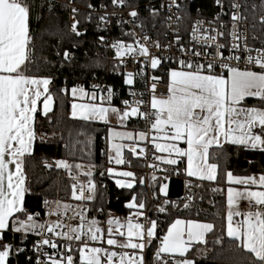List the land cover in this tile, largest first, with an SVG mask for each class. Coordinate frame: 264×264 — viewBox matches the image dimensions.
Masks as SVG:
<instances>
[{
  "label": "snow or ice",
  "instance_id": "6c2138e0",
  "mask_svg": "<svg viewBox=\"0 0 264 264\" xmlns=\"http://www.w3.org/2000/svg\"><path fill=\"white\" fill-rule=\"evenodd\" d=\"M114 8L131 7L127 14L132 18L130 23L143 28V23L136 24L139 17L138 10L128 3V0H110ZM215 4L223 10L224 0H215ZM176 4L171 0L169 10ZM33 5L29 0H0V264H12L10 257L25 253L24 242L28 235L39 237L32 244L33 255L27 256V264H170V258L178 256L181 259L171 260V264H194V260L187 258L186 253L193 243L204 244L206 234L214 230L213 223H200L193 220L175 219L167 228L166 234L159 237L160 243L156 247L151 261H146L145 249L152 245L157 238V220L146 216L143 211L145 202L138 200L135 194H130L126 204L132 214L121 222L119 218L109 215L105 229L99 226L96 219L86 220V209L75 212L73 219H79L76 226L65 225L61 220L47 222L39 219L40 213L30 210L26 206V194L31 191L27 186L25 172V156L33 153V143L36 139L34 121L38 111V101L43 98V114L51 110L53 97L49 91L51 77H38L30 75L31 63L30 47V17ZM51 7V5H49ZM89 8L93 5L89 4ZM102 7H104L102 5ZM163 7V5H162ZM230 8L238 10L240 4L231 0ZM73 20L69 34L80 37L83 33L78 29L79 19L75 18L76 8H72ZM150 15L158 14L155 8H149ZM221 13H217L219 19ZM91 19V16H89ZM171 19V17H169ZM179 19V18H177ZM231 30L227 33L231 37L228 47L229 55L224 56L221 49L224 43H215L218 37L225 36V32L216 28L203 29L197 27L202 21H197L192 27L194 40L205 43L201 47L204 52L195 49H186L180 45L178 51L182 57H164L151 55L146 44L138 40L125 43L117 40L110 47L115 49V57L121 59L130 54L133 59L144 57L147 66L153 70L158 69L166 60H173L177 67L166 70L167 92L156 95V84L162 78L157 75L150 77V100L142 98L129 101L123 100V109L110 106L113 90L107 89L109 107L103 106L104 96L100 97L101 105L95 103H72L71 117L84 121L100 120L109 123V113L115 115L118 123L124 125L133 117L148 121L149 133L144 131L128 132L108 129V162L124 165L123 156L125 145L118 141H132L127 145L128 151L133 155H144L145 148L137 152L136 141L150 139L155 150L167 153V156H156L155 159L163 164L176 166L172 168L173 174L179 175L180 164L186 163L183 172L187 177H194L199 181H216L219 175L218 161L223 154L225 143L242 146L244 149L259 150L264 153V48L253 49L243 43L244 36L239 32L237 23L244 19L239 11L231 13ZM100 23L107 22V16L98 17ZM100 23L97 27H100ZM117 23H129L118 20ZM264 25V16L260 18ZM224 27L223 24L220 25ZM135 37V33H126ZM142 39L148 41L150 37L143 35ZM179 43V36L175 37ZM99 41H105L104 36ZM159 50L158 41L153 42ZM215 43L212 59L200 62V57L207 56V48ZM243 44V47H242ZM72 47H76L73 43ZM168 46H165V51ZM243 51L245 68L226 63L242 59L236 52ZM252 53H255L253 55ZM58 56L61 53H56ZM72 52L65 48L62 61L71 62ZM195 58V59H193ZM144 63V62H142ZM217 68L220 71H217ZM141 72L145 68L140 69ZM139 74V73H137ZM123 83L128 86L134 84V74H124ZM99 87L93 85V88ZM62 92L67 89H61ZM71 95L81 101L87 98L96 100V92L89 93L82 86H73ZM136 96L133 91L130 93ZM255 98L260 106L246 105V98ZM142 106L149 111H142ZM91 144V138L88 139ZM181 145H186L182 147ZM114 153V155H113ZM157 167L156 165H149ZM45 167H50L45 163ZM56 168L66 170L72 179V165L65 160L55 161ZM94 167V166H90ZM80 170L82 165L76 164ZM109 176L134 178L132 171H116L112 167L106 169ZM167 172L168 169H162ZM87 177L86 183L72 184V198L77 201H91L94 198L96 184L93 183L91 170L81 173ZM103 175V173H101ZM227 184L226 208V235L233 242L234 248H241L249 255L244 264H264V174L234 175L231 171L224 173ZM153 180L157 178L152 177ZM167 179V176L164 177ZM143 183V180L140 181ZM116 186L122 189H133L134 179L123 180L117 178ZM237 185L240 187H233ZM199 187L200 185H196ZM186 187L189 184L186 183ZM167 185L160 184V193L166 194ZM213 192L223 191L213 188ZM87 193V195L85 194ZM193 195L185 198L183 207L188 209ZM241 201L247 202V210L241 211ZM169 201L164 200L158 207L159 213H165ZM46 208L49 202L44 201ZM173 206H176L173 203ZM68 210L70 205H60L56 209H49L45 215H58L60 208ZM103 209H98L102 211ZM236 217H242L236 220ZM143 218V222L141 221ZM57 229H61L57 231ZM11 233L13 239L19 234V244L5 239ZM239 242L236 244L235 242ZM98 242V243H97ZM219 243L220 240L215 241ZM107 245V247H105ZM47 249H51L49 252ZM199 251V250H198ZM78 252V258L76 253ZM232 264H236L235 261Z\"/></svg>",
  "mask_w": 264,
  "mask_h": 264
},
{
  "label": "trees",
  "instance_id": "16d2710c",
  "mask_svg": "<svg viewBox=\"0 0 264 264\" xmlns=\"http://www.w3.org/2000/svg\"><path fill=\"white\" fill-rule=\"evenodd\" d=\"M62 1L80 7L75 18L80 21L78 29L83 33L82 36L75 37L69 34L67 26H70L68 21L70 10L66 4L51 0H29V3L33 5L30 17V35L32 37L30 47L32 52L29 74L38 77H51L49 91L53 97V108L46 115L36 113L34 128L37 135L33 153L31 156H25L26 182L31 189L25 197L26 206L32 211L41 212V200L44 198L52 199L56 196L57 181L63 171L55 168L50 162L65 160L73 166L72 171H79L75 168L76 164L92 171L91 179L96 184V190L93 200L89 203L87 220L94 218L100 221L106 219L111 213L118 218H125L132 211L126 207L130 194H135L138 200L142 199L145 202L148 216L157 220V238L149 246L147 261L152 260L159 237H162L168 225L173 220L181 218L214 224L213 232L208 233L205 237L206 242L193 245L185 255L187 258L193 259L194 264H232L233 261L236 264H244L249 254L241 248H234L233 242L230 241L225 232V189L227 184L224 173L231 171L234 175L263 174L264 153L259 150L244 149L242 146L224 145L223 154L218 161L219 175L214 182L186 178L183 174L184 163L180 164L181 172L178 177L186 178L195 185H200L194 188L193 200L187 201L190 204L188 209L183 207L186 201L177 200L183 189L182 181L178 178L169 179L167 182L166 197L173 200L170 204L165 205L168 209L167 212L159 213L158 209L149 205L147 190L145 185L140 182V175L144 167L136 159H131L130 164L122 165L124 169L134 173L133 189L118 188L106 171L110 167L107 159V130L109 125L69 117L70 90L73 86L81 83L85 84L87 91H92L90 89L91 82L104 84L111 88L113 94L110 104L114 106L120 105L123 100L129 97L128 87L123 83L122 68L106 58L96 60L92 57L95 51L99 49V37L104 35L105 30L101 26L97 27L99 16L89 14L85 10L91 9L88 7L89 4H92L93 7L104 4L108 9L113 6L110 0ZM242 1L247 18L255 24L254 31L264 42V25L258 20L260 16H264V0ZM144 2L145 0H128L130 5L139 7L138 19L143 23L145 32L152 39H155L157 35L162 36L164 32V19L159 13L156 16L150 15V7H142ZM192 8H200L203 11L213 9L208 0L195 1L192 3ZM187 22L188 20H184L185 24ZM120 33L118 27L111 30L114 41L118 40ZM73 43L76 44L74 48L72 47ZM65 48L77 54V58L71 60L70 63L62 61V53ZM58 51L61 53L60 56L56 54ZM169 67H177V65L169 62L158 67L157 75L162 78L161 80L166 81V70ZM61 89H67V91L62 92ZM96 93L107 97L105 90L96 91ZM246 105L259 106L258 102L253 99L246 100ZM127 128L145 131L144 123L138 118L129 119ZM89 138H91V144L87 142ZM46 162H49L50 167H45ZM90 166L94 167L90 168ZM163 168L168 169L167 172L173 174L172 168L174 167L166 165ZM161 183V180L158 179L149 184L157 199L164 197L159 193ZM59 187L64 192H68L70 188L65 180L60 181ZM210 187L219 188L223 191L210 192ZM211 195L215 196V203L211 202ZM175 200L177 202H174ZM173 203L176 206H173ZM98 209H103L102 217L98 215ZM7 238L8 235L6 234L5 239ZM217 239L220 240L219 243L215 242ZM235 243L238 244L239 242ZM27 256L30 255L25 252L17 257L19 264H27ZM12 264L14 263L12 262Z\"/></svg>",
  "mask_w": 264,
  "mask_h": 264
},
{
  "label": "built area",
  "instance_id": "2783aa9c",
  "mask_svg": "<svg viewBox=\"0 0 264 264\" xmlns=\"http://www.w3.org/2000/svg\"><path fill=\"white\" fill-rule=\"evenodd\" d=\"M55 1L58 3H63L66 4L70 10L69 15H68V21L69 24L72 23L73 20V13L71 12L72 8H76L77 12L80 10V7L72 4V3H66L62 0H51ZM195 1L199 0H176V4L179 5V7H176L173 5L171 9L169 10L168 5L171 3V0H145V2L142 4V7H152L157 10V12L163 17L164 19V32L161 35H157L155 39H152L143 28L137 27L134 24L130 23L132 21V18L128 16V12L132 10L131 7H122V8H114L112 7L111 9H108L106 5L100 4L98 7H92L91 9L85 10L89 14H94V15H106L107 16V22L106 23H100V26L105 30L104 37L105 41L101 43L99 41V49L95 51L93 54V58L96 60H101L106 58L108 61L113 62L115 65H119L122 68L123 75L126 73H133L134 74V84L132 86H128L129 90V97L127 100L133 101L135 99H140L141 95L142 98L145 101L150 100V88L152 81L150 77L152 75H157L158 74V69L153 70L150 67L147 66V62H145L144 57H137L136 59H133V57L130 54H126L124 57L121 59H117L115 57V49L111 48L110 45L115 42L113 40L111 30L114 27L120 28L121 33L118 36V40L124 41L126 44L127 43H133L135 41H139L142 44H146V46L149 48L150 54L155 55V56H164V57H180V58H189V57H182L181 53L178 51V48L180 45H183L184 48L186 49H195L197 51L204 52L205 48L201 47L205 43L203 39H200L199 42L194 40L193 35H192V27L194 24H196L197 21H202L203 23L200 25H197L199 28L203 29H212L216 28L219 31L225 32V36L223 37H218L217 41L215 43H224L226 47L224 49H221V51L224 53V56L227 57L229 55L228 47H230L232 41L231 37L228 36V32L231 30V13L232 11H239L242 17H244L243 20L239 21L237 23V28L240 33L243 34L244 36V41L243 43H246L250 48L253 49H260L264 48V42L260 39V37L256 34L254 31V23H252L246 15V11L243 9V4L244 2L242 0H235L236 3L240 4V8L238 10H233L230 8V2L231 0H224V8L221 10L220 7H218L215 4V0H208L212 4V10H202L200 8H192V3ZM102 5L104 7H102ZM163 5V7H162ZM191 5V8H190ZM189 6V8H188ZM135 8L138 10V6H135ZM217 13H221L219 19L216 18ZM171 17V19H169ZM260 16L258 20L260 21ZM179 18V19H177ZM118 20L122 21H129V23H117ZM184 20H188V22L185 24ZM140 20L137 19L136 24H140ZM223 24L224 27L221 28L220 25ZM135 33V37L131 35H127L126 33ZM148 35L150 39L148 41H144L142 39L143 35ZM179 36V43H177L175 37ZM155 41H158L161 45V49H157L154 46ZM215 43H213V46L210 48H207V53L208 55L200 57V62H206L209 59H212V55L215 50ZM165 46L167 47V50L165 51ZM243 47V44H242ZM72 60L77 58V54L75 52H72ZM236 55H241L242 59L240 62L237 64L236 61H225L226 63H232L233 65H236L240 67L241 69L245 68V63L243 57L246 55L242 50L240 52H236ZM255 55V53H252ZM87 55V54H85ZM195 59V58H193ZM144 62V63H142ZM173 62V60H166L164 63H169ZM177 65V64H176ZM178 66V65H177ZM145 68L144 72H141V68ZM217 71H220L219 68H217ZM139 73V74H137ZM159 76V75H157ZM93 85H98L99 87L93 88ZM79 86H82L85 88V84H79ZM90 89L92 91H100V90H105L107 91L108 87L104 84H98L97 82H91L90 83ZM135 92L136 96H132L130 93ZM167 92V81L160 80L156 84V95H162L166 94ZM118 109H123L124 105L121 103L120 105L116 106ZM142 111H149L150 109L146 106H142L141 108ZM145 125V131L150 133L149 131V126H148V121L144 119H140ZM137 146V152H139V148L143 147L145 148V153L144 155H136L133 156L131 153L130 156L127 157L125 160L126 162L131 163V159H136L139 161V163L144 167L142 174L140 175V179L143 180V184L145 185V188L147 190V200L148 204L153 206V208L158 209L159 206L162 205V202L164 200H168L169 204L173 201L168 199L166 196L162 197L161 199H157L155 197V194L153 191L150 189L149 184L154 181L152 179L153 176H155L157 179L156 180H161L162 183H167L169 179L172 178H178L182 181V193L180 197L177 200H182L185 201V198L191 194L194 195L195 191L194 188L196 187L195 183L192 181L187 180L186 178H179L178 175L176 174H170L168 172L162 171L163 166L159 163L158 160L155 159L156 157V152L152 145L150 144V141L141 143L140 145ZM52 163L54 164L55 161L53 160ZM51 163V165H52ZM127 163V164H130ZM110 166L114 165V162L109 164ZM149 165H156L157 167H150ZM54 166V165H53ZM56 168V167H55ZM63 171V174L58 178L57 184H58V189L56 196L52 199L49 198H44L41 200L42 204V211L39 212L40 216L39 219L42 221H47V222H55L57 220H61L65 225H71V226H76L78 225L79 219H73L72 217L75 215V212H80L84 209L86 211L84 212V215L87 220V215L89 211V203L90 201H77L72 198V184L73 183H86L87 177L83 176L80 172H75L72 171L73 176H75L77 179H72L70 177L69 173L62 169L58 168ZM167 176V179H164V177ZM65 180L68 182V185L70 186L68 192H64L63 190L61 191L59 184L60 181ZM93 181V180H92ZM94 183V181H93ZM186 183L189 184V187H186ZM210 192H213L212 189L213 187L209 188ZM87 195V193H85ZM47 200L49 202V207L46 208L44 205V201ZM175 200L174 202H177ZM210 200L212 203L216 202L215 196L211 195ZM57 202L62 205H70L71 208L68 210L63 209V207L60 208V213L58 215H45L49 209H56L57 208ZM148 216V210L145 207L143 210ZM98 215L100 217L103 216L102 211L98 212ZM150 218V217H149ZM152 219V218H151ZM143 222V218H141V221ZM61 229H57V231H60ZM8 240L9 242H12L14 244H19V234H16V238L13 239V236L11 233H7ZM39 237L34 236L29 234L27 240L24 242L23 246L25 247V252L28 253L30 256L33 255L32 252V244L37 241ZM98 243V242H97ZM106 247V246H105ZM47 251L51 252V249H47ZM154 256V255H153ZM76 257L78 258V252L76 253ZM153 258V257H152ZM11 261L14 264H19L17 256L10 257Z\"/></svg>",
  "mask_w": 264,
  "mask_h": 264
},
{
  "label": "crops",
  "instance_id": "0c3cea01",
  "mask_svg": "<svg viewBox=\"0 0 264 264\" xmlns=\"http://www.w3.org/2000/svg\"><path fill=\"white\" fill-rule=\"evenodd\" d=\"M166 81H167V77H166ZM87 91V90H86ZM87 92H89V93H92V91H87ZM102 95H100V94H98V93H96V100H94V101H90V100H88L87 98H85V100H83V101H81V100H79V99H75L74 100V98L72 97V95H71V91H70V97H71V100H70V108H69V117L71 118V119H73L72 117H71V105H72V103H95V104H97L98 106L99 105H101V100H100V97H101ZM248 99H253V100H256L255 98H251V97H249V98H246V100H248ZM108 100H107V97H105V100L103 101V106H105V107H109V102H107ZM110 106L111 107H116V106H114V105H111L110 104ZM260 106V105H259ZM37 108H38V111L37 112H39V113H41V114H43V98H41V100L40 101H38V104H37ZM52 108H53V100H52V104H51V110H52ZM117 108V107H116ZM50 110V111H51ZM49 111V112H50ZM48 112V113H49ZM133 118H138V117H133ZM76 120H81V119H76ZM84 121V120H83ZM89 122H96V123H102V124H106V123H104V122H102V121H100V120H89ZM127 123H128V121H126L125 122V124L124 125H121L120 123H118V121H117V119H116V117H115V115H113V114H111V113H109V123H107V125H109V128H112V129H114L115 131H121V132H123V131H128V132H138V131H144V130H134V129H130V128H127ZM108 128V129H109ZM144 132H146V131H144ZM107 135H108V130H107ZM151 135H154V133H152V132H150L149 133V138L151 137ZM147 141H150V139L149 140H146V141H136V145H140L141 143H144V142H147ZM119 143H122V144H124L125 145V148L123 149V156H124V159L126 160L127 159V157L128 156H130V152L128 151V147H127V145H129V144H131V143H133L132 141H127V140H123V141H118ZM150 144L152 145V147L154 148V146H153V144L150 142ZM227 143H225L224 145H226ZM223 145V146H224ZM33 146H34V143H33ZM182 147H186V145H181ZM154 150H155V148H154ZM155 152H156V156H167V153H160V152H157L156 150H155ZM107 154H108V142H107ZM113 155H114V153H113ZM159 163L160 164H162L163 166H166V164H163L162 163V161H159ZM184 166H183V168L186 166V163H184L183 164ZM167 166H169V165H167ZM110 167H112V168H114L116 171H129L128 169H124L123 167H122V165H116L115 163H114V165L113 166H110ZM171 167H175V166H171ZM108 174V173H107ZM183 174L185 175V177L186 178H188V179H192V180H197L196 178H194V177H187V175L183 172ZM264 174V173H263ZM109 175V174H108ZM254 176H259L260 174H253ZM109 178L114 182V184L116 185V183H115V180L117 179V178H119V179H123V180H132L133 178H124V177H114V176H109ZM209 182H211V181H209ZM164 184H166L167 185V183H164ZM134 185V184H133ZM233 187H240V186H237V185H233ZM226 189H227V186H226ZM226 189H225V198H226V208H227V194H226ZM160 193V192H159ZM166 193H167V188H166ZM160 195L161 196H166V194H162V193H160ZM239 207H240V209H241V211H245V210H247V202L246 201H241L240 202V205H239ZM132 212H133V210L130 212V213H128L127 215H126V217H128V216H130L131 214H132ZM225 216H226V209H225ZM109 217V215L106 217V219ZM115 217L116 218H118L116 215H115ZM125 217V218H126ZM125 218H119V219H121L122 220V222H124V220H125ZM106 219H102V220H100L99 222L101 223V226L100 227H102L103 229H105V233H106V223H105V221H106ZM177 219H181V218H177ZM236 220H240V219H242V217H236L235 218ZM184 220V219H183ZM174 221V220H173ZM172 221V222H173ZM185 221H187V220H185ZM193 221H195V220H193ZM171 222V223H172ZM196 222H200V223H208V222H203V221H196ZM226 223H227V221H225V232H226ZM170 225V224H169ZM168 225V226H169ZM168 228V227H167ZM166 232H167V229H166V231H165V233L164 234H166ZM163 234V235H164ZM162 235V236H163ZM207 235V234H206ZM154 240H156V238H154ZM153 240V241H154ZM159 243H160V240H158V245H159ZM196 244H198V243H193V245H196ZM192 245V246H193ZM106 247H107V245H105ZM148 249H149V247L148 248H146L145 249V258H146V261H147V252H148ZM191 249V248H190ZM189 249V250H190ZM187 254V253H186ZM185 254V255H186ZM179 260V259H181L180 257H178V256H175V257H172V258H170V264H171V260Z\"/></svg>",
  "mask_w": 264,
  "mask_h": 264
},
{
  "label": "rangeland",
  "instance_id": "374dc122",
  "mask_svg": "<svg viewBox=\"0 0 264 264\" xmlns=\"http://www.w3.org/2000/svg\"><path fill=\"white\" fill-rule=\"evenodd\" d=\"M54 161H56V160H54ZM48 165H50L49 164V162H46ZM50 163H52V162H50ZM69 163V162H68ZM52 165H54V167H55V163L53 164L52 163ZM88 170H90V169H88V168H85L84 166H82V168L79 170L80 172H85V171H88ZM92 172V171H91ZM110 216H112V217H114V218H116L115 217V214H113V213H111V214H109ZM121 220V219H120ZM99 222V221H98ZM121 222H122V220H121ZM99 226H101V223L99 222ZM106 228H107V225H106Z\"/></svg>",
  "mask_w": 264,
  "mask_h": 264
}]
</instances>
